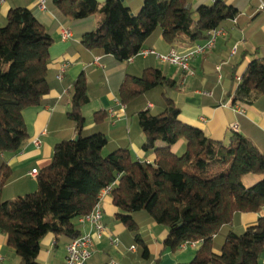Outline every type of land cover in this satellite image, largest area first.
<instances>
[{
    "label": "trees",
    "instance_id": "trees-1",
    "mask_svg": "<svg viewBox=\"0 0 264 264\" xmlns=\"http://www.w3.org/2000/svg\"><path fill=\"white\" fill-rule=\"evenodd\" d=\"M44 4L60 23L99 14V27L80 43L116 63L152 49L159 39L192 48L216 29L239 27L259 6L258 0H143L134 14L121 0ZM52 43L30 10L10 9L0 27V156L16 153L27 141L24 110L44 105ZM177 90V82L158 69L122 75L118 98L133 129L143 134L141 150L155 155L152 163L133 160L126 141L111 142L105 112H95L92 126H86L83 108L90 90L83 75L72 84L67 114L75 137L54 145L51 162L36 177L35 192L2 200L11 171L0 161V232L19 264H41L40 242L48 234L66 244L79 238V220L91 214L109 186L113 219L125 227L144 261L152 260L150 240L140 237V229L156 224L167 229L162 244L172 252L186 242L199 244L185 264H260L264 217L240 231L232 224L237 216L264 208V154L240 133L213 141L182 122L172 98ZM258 96H264V56L243 70L233 103ZM180 141L185 149L177 156L170 149ZM249 175L260 180L246 187L243 179Z\"/></svg>",
    "mask_w": 264,
    "mask_h": 264
},
{
    "label": "crops",
    "instance_id": "crops-1",
    "mask_svg": "<svg viewBox=\"0 0 264 264\" xmlns=\"http://www.w3.org/2000/svg\"><path fill=\"white\" fill-rule=\"evenodd\" d=\"M103 4L106 0H96ZM143 0H123L134 14L138 13ZM264 3V0H261ZM259 4V0H258ZM24 7L50 34L53 43L49 50L47 81L49 93L44 98V105L24 110L23 120L28 139L16 153H5L0 161L6 164L11 175L2 188V200L15 199L36 188V177L29 173L36 169L40 172L50 162L55 144L63 139L75 137V127L67 114L70 112L72 84L83 75L89 85L90 101L93 114L105 112L109 129L113 131L111 142L126 141L135 161L152 163L155 155L141 150L143 134L133 129L126 116V108L120 103L118 89L124 73L140 76L145 69L154 68L164 76L175 80L178 90L173 94V102L180 110L182 122L196 127L213 141H227L234 133H240L250 139L264 154V96H258L248 102L233 103V93L241 74L251 60L264 56V11L255 10L239 27H224L225 34L219 37L214 48L204 55L194 57L189 63L188 71L175 65L161 62L153 55L136 56L128 62L116 63L114 59L102 60L100 56L87 51L80 43L85 33L96 30L100 24L99 14H93L81 21L60 23L41 0H4L0 2V27L6 24L7 15L12 8ZM70 36L63 38V31ZM237 45V53L231 57V49ZM185 54L189 49L186 43L169 46L159 39L152 49L156 54L165 55L170 50ZM66 65L62 79L57 75ZM237 71H241L237 74ZM231 72V77L228 75ZM124 108L122 112L121 109ZM152 108V104H148ZM111 111L116 113L112 116ZM237 124L238 130L231 126ZM92 125L88 126L90 128ZM34 140L39 145L33 143ZM182 146L185 149V143ZM247 177V176H246ZM102 224L105 227L103 237H93V254L86 264H184L193 259L199 246H187L196 249L188 255H182L183 249L175 252L162 244L167 236V229L156 224H148L140 229V237L149 239L148 251L150 261L141 258L140 251H130L133 241L126 233L125 227L113 219L116 207L110 196L100 201ZM264 217V208L258 213H245L236 217L232 224L234 231H240L253 225ZM80 235L90 230L87 223H78ZM155 230V231H154ZM113 239H118L121 246L115 247ZM66 242L53 234L46 235L40 242L38 261L41 264H63L66 257ZM0 264H19L20 259L6 245V236L0 232ZM264 259L262 256L261 262ZM158 260V261H155Z\"/></svg>",
    "mask_w": 264,
    "mask_h": 264
},
{
    "label": "built area",
    "instance_id": "built-area-1",
    "mask_svg": "<svg viewBox=\"0 0 264 264\" xmlns=\"http://www.w3.org/2000/svg\"><path fill=\"white\" fill-rule=\"evenodd\" d=\"M42 6L44 5V0H41ZM259 11H264V3L259 0V6H258ZM225 34V30L223 28L216 29L215 31H212L208 34V38L206 41L202 44L195 45L192 48H189L185 54H178L175 50H170L167 54L165 55H159L156 54L153 50H142L139 52L137 56H147V55H153L155 56L158 60L161 62L169 63L171 65H175L179 67L183 71H188L189 69V63L190 61L200 55H204L205 53L211 51L215 44L216 41L219 37L223 36ZM63 38H68L70 36V33L68 30L63 31ZM237 45H234L231 49V57L235 56L237 53ZM66 68V65H63L60 69V73L57 75V79L61 80L62 79V74L64 73V70ZM121 111H124V108L122 107ZM112 116H115L116 113H113L111 111ZM232 130L237 131L238 130V125L234 124L231 126ZM33 143L35 145H39V142L37 140H34ZM38 171L36 169H33L29 175L32 177H37L38 176ZM111 193V186L105 188L102 190V192L99 195V202L93 209L90 215L82 217L79 220L80 224L87 223L90 225V230L88 233L85 235L80 236L76 240L68 243L66 245V257L65 261L63 264H86L89 259L92 257L93 254V237H96L98 240H100L104 233H105V227L102 224V209L100 206V201L105 197V196H110ZM112 244L115 247L120 246V241L118 239H113ZM197 243H191V242H186L180 246V248H185L187 246L191 247H196ZM130 251H134L135 247L130 246L129 247ZM1 261V258H0ZM109 264H114V263H109ZM261 264H264V259Z\"/></svg>",
    "mask_w": 264,
    "mask_h": 264
},
{
    "label": "rangeland",
    "instance_id": "rangeland-1",
    "mask_svg": "<svg viewBox=\"0 0 264 264\" xmlns=\"http://www.w3.org/2000/svg\"><path fill=\"white\" fill-rule=\"evenodd\" d=\"M247 65V64H246ZM240 72L241 71H237V74H240ZM228 77L230 78L231 77V72L229 73V75H228ZM83 115H84V117L86 118V126L88 127V126H90V125H92V120H93V109H92V106L90 105V106H85L84 108H83ZM183 143H177L176 145H174L173 147H171V152L172 153H174L175 155H177V156H181L182 155V153L184 152V149H183V146H182V148H181V150H179L180 149V147H181V145H182ZM103 155H105V152L103 153ZM260 180V177H258V176H253V175H249V176H247V177H245L244 179H243V183H244V185L246 186V187H250V186H252V185H254L256 182H258ZM35 190H36V188L32 191V192H35ZM153 227H156L157 228V225H153ZM161 227V226H160ZM163 227V226H162ZM155 231V230H154ZM134 246V245H133ZM181 248H179V250H180ZM183 250H180V251H182V255H188V254H190V252H194L195 250L194 249H192V248H182ZM192 259H190V261H191ZM190 261H188V263L190 262ZM185 264V263H184Z\"/></svg>",
    "mask_w": 264,
    "mask_h": 264
},
{
    "label": "water",
    "instance_id": "water-1",
    "mask_svg": "<svg viewBox=\"0 0 264 264\" xmlns=\"http://www.w3.org/2000/svg\"><path fill=\"white\" fill-rule=\"evenodd\" d=\"M121 1H123V0H121Z\"/></svg>",
    "mask_w": 264,
    "mask_h": 264
}]
</instances>
